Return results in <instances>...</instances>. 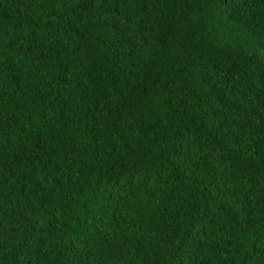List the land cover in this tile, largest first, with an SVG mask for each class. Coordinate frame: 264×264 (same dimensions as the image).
I'll return each mask as SVG.
<instances>
[{
  "label": "trees",
  "instance_id": "16d2710c",
  "mask_svg": "<svg viewBox=\"0 0 264 264\" xmlns=\"http://www.w3.org/2000/svg\"><path fill=\"white\" fill-rule=\"evenodd\" d=\"M0 264H264V0H0Z\"/></svg>",
  "mask_w": 264,
  "mask_h": 264
}]
</instances>
